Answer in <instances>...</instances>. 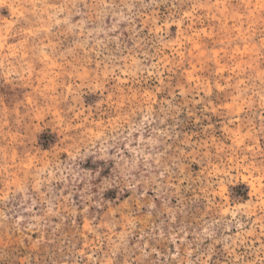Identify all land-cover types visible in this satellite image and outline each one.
I'll use <instances>...</instances> for the list:
<instances>
[{"label":"rangeland","instance_id":"1","mask_svg":"<svg viewBox=\"0 0 264 264\" xmlns=\"http://www.w3.org/2000/svg\"><path fill=\"white\" fill-rule=\"evenodd\" d=\"M0 264H264V0H0Z\"/></svg>","mask_w":264,"mask_h":264}]
</instances>
